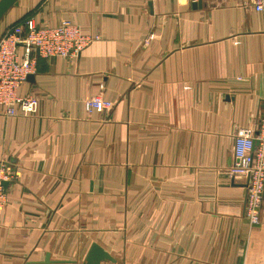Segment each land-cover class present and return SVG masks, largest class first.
Instances as JSON below:
<instances>
[{
  "label": "crops",
  "instance_id": "1",
  "mask_svg": "<svg viewBox=\"0 0 264 264\" xmlns=\"http://www.w3.org/2000/svg\"><path fill=\"white\" fill-rule=\"evenodd\" d=\"M67 19L98 36L75 58H43L0 108V264H264L246 179L229 177L238 129L264 100V10L252 0H18L0 37ZM21 52V51H20ZM94 96L111 103L87 112Z\"/></svg>",
  "mask_w": 264,
  "mask_h": 264
},
{
  "label": "built area",
  "instance_id": "2",
  "mask_svg": "<svg viewBox=\"0 0 264 264\" xmlns=\"http://www.w3.org/2000/svg\"><path fill=\"white\" fill-rule=\"evenodd\" d=\"M252 6L254 10L262 11L264 0H252ZM98 38L82 34L80 28L67 19L54 27H38L32 20H27L23 26L8 29L0 37V108L3 115H29L37 110L38 99L35 96H19L16 93L19 85L34 71L33 51L43 58H75L85 46ZM84 107L87 112H101L109 109L111 103L94 96L84 102ZM233 156L234 163L226 175L246 179L245 217L250 226H256L260 222L264 193V100L256 130L241 128L235 132ZM14 178L8 162L1 160L0 209L7 202L2 183Z\"/></svg>",
  "mask_w": 264,
  "mask_h": 264
},
{
  "label": "water",
  "instance_id": "3",
  "mask_svg": "<svg viewBox=\"0 0 264 264\" xmlns=\"http://www.w3.org/2000/svg\"><path fill=\"white\" fill-rule=\"evenodd\" d=\"M17 2L18 0H0V20L12 6L17 4ZM30 77V75L27 76V78ZM254 143L256 144L257 142L255 141ZM2 185L5 188L7 182H3ZM105 256V253L99 247L93 245L87 255L86 264H99Z\"/></svg>",
  "mask_w": 264,
  "mask_h": 264
}]
</instances>
